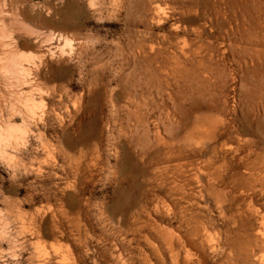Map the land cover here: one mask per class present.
Returning <instances> with one entry per match:
<instances>
[{"label": "rangeland", "instance_id": "374dc122", "mask_svg": "<svg viewBox=\"0 0 264 264\" xmlns=\"http://www.w3.org/2000/svg\"><path fill=\"white\" fill-rule=\"evenodd\" d=\"M3 1L7 10L37 13L38 22L31 20L30 26L55 38L62 34L67 42L52 41L64 51L65 80L39 87L43 100L24 139L12 141L0 156V264H264V114L255 111V104L264 109V0H226L227 13L237 16L231 26L239 25L234 38L239 42L244 34L241 47L247 46L249 33L257 42L254 68L248 71L237 64L236 53L225 50L228 24L221 21L219 28L206 22L204 11L212 0H199L182 12L173 10L178 5L172 0ZM156 7L165 15L162 22L138 26ZM144 30L150 37L139 53L136 35ZM207 39L212 61L204 58L198 64L203 53L192 62L177 53V69L173 62L167 67L149 62L158 48L169 56V46L188 48L190 42ZM0 88L6 113V83L0 81ZM212 96L226 101V127L234 131L226 150L218 148L214 158L204 156L208 139L193 138L177 172L141 155L145 126L147 138L153 139L161 116L157 110L148 114L144 102L166 99L168 110L173 109L170 97L183 102V114L177 116L184 122L183 135L193 124L220 118L198 108ZM136 120L143 121V129ZM238 126L247 129L242 140L249 136L244 140L250 143L251 133L261 130L252 147L256 156L246 155L250 143L241 144ZM250 163L257 168L244 169Z\"/></svg>", "mask_w": 264, "mask_h": 264}, {"label": "bare ground", "instance_id": "6f19581e", "mask_svg": "<svg viewBox=\"0 0 264 264\" xmlns=\"http://www.w3.org/2000/svg\"><path fill=\"white\" fill-rule=\"evenodd\" d=\"M3 1V0H2ZM7 1V0H6ZM6 1H3V3ZM166 2V0H164ZM175 1H177V5L178 7H175L173 10L177 11H185L187 8H191V6L193 5H197L199 0H194L195 2H191L188 4H184V1L182 0L180 2V0H172V3H175ZM191 1V0H190ZM207 1V0H206ZM230 1V0H229ZM240 1V0H239ZM250 1V0H249ZM248 1V2H249ZM258 1V0H257ZM203 2V1H202ZM209 2V1H208ZM226 0H212V2H210L209 4V8L208 11H204L205 12V16H206V22L212 26H221V21L226 22L229 26V30L231 33L226 34V40H227V45L226 49L227 51H230V53H236V58H237V64L242 65L241 67L244 66V68L248 71L254 68V62H255V56L257 54L256 51V44H255V40H253V37H251L250 33L248 35V37L245 35V42L246 45L245 47H241V43L243 44L244 40L242 38V36L238 37V41L237 39H235V35L237 36L240 32L239 30V25L237 24V26L233 27L230 24V19H235L237 20V16L234 15V12L230 14H228L225 10V6L226 4ZM254 2V1H253ZM260 2V1H259ZM200 3V2H199ZM205 3V2H204ZM246 4V2H245ZM244 4V5H245ZM252 4V3H250ZM256 4V3H255ZM254 4V5H255ZM7 5V3H6ZM207 5V4H206ZM240 5V4H239ZM243 5V4H242ZM240 5V6H242ZM171 6V5H170ZM202 6V5H201ZM208 6V5H207ZM232 6V5H231ZM173 7V5H172ZM243 7V6H242ZM246 7V5H245ZM260 7V6H259ZM8 8V6H7ZM7 8H5L4 4H0V81L5 82L6 83V95L9 97V100L7 105H6V113H2V109L5 108V106L0 105V156L3 157L4 156V151L3 149L6 148L7 146L10 145V143L13 142H19L20 140L24 139L25 134L28 131V123L30 122L31 119H33V111L35 109L38 108V106L41 105L42 102V92L40 90V86L45 84V83H49L52 81L55 82H63V80H65V69H63V67H65V65H62V59L64 56V51L62 50V48L58 49L57 47H53L52 46V41H56V42H60L62 41L63 43L67 42V39L65 36H63L62 34H57V37H53V35L48 32L46 34L40 32L39 30L33 28L32 26H30V21L31 20H35L36 18H38V14L35 13L33 11H29V15H25L23 13L17 12L14 9H10L7 10ZM13 8V7H11ZM202 8V7H201ZM207 8V7H206ZM240 8V7H239ZM252 8V7H250ZM254 8V7H253ZM257 9V6L255 7ZM32 9V8H31ZM145 10V8H143ZM143 9H140L143 11ZM149 9V8H148ZM205 9V8H204ZM203 9V10H204ZM232 9V7H231ZM238 9V8H237ZM242 9V8H241ZM255 9V10H256ZM18 10V9H17ZM172 10V9H171ZM170 10V11H171ZM202 10V11H203ZM243 10V9H242ZM253 10V9H252ZM141 11V12H142ZM146 11V10H145ZM187 11V10H186ZM241 11V10H240ZM250 11V10H249ZM148 12V11H147ZM146 12V13H147ZM196 12V11H195ZM248 12V11H247ZM253 12V11H252ZM264 12V11H263ZM140 13V12H139ZM145 13V14H146ZM240 13V12H239ZM242 13V11H241ZM193 14V13H192ZM200 14V13H199ZM203 14V13H202ZM252 14V13H251ZM250 14V16H251ZM260 14V13H259ZM49 15V14H48ZM140 15V14H139ZM171 15V12H170ZM197 15V13H196ZM264 15V14H263ZM45 16H47V14H45ZM67 16V15H66ZM164 13L156 8H152L149 10L147 17H141L138 21H137V25H146L147 22H159L163 19L164 17ZM168 16V15H167ZM178 16V15H177ZM186 16V15H184ZM194 16V14H193ZM239 16V15H238ZM242 16V15H241ZM253 16V15H252ZM258 16V15H257ZM260 16V15H259ZM69 17V16H68ZM71 17V16H70ZM72 18V17H71ZM74 18V17H73ZM204 18V16H203ZM242 18V17H241ZM244 18V17H243ZM247 18V17H246ZM245 18V19H246ZM43 19V17H42ZM63 19V18H62ZM137 19V18H136ZM166 19V18H165ZM259 19V18H257ZM37 20V19H36ZM51 20V19H50ZM190 20V19H189ZM244 20V19H243ZM40 21V20H39ZM49 21V20H48ZM70 23V20H67ZM66 21V22H67ZM135 21V20H134ZM133 21V22H134ZM248 21V20H247ZM255 21V20H254ZM33 22V21H32ZM38 22V20L36 21ZM47 22V21H45ZM61 21H59L58 23H60ZM64 22V23H66ZM162 22V21H161ZM164 22V21H163ZM222 22V23H223ZM242 22V21H241ZM244 22V21H243ZM242 22V23H243ZM246 22V21H245ZM250 22V21H249ZM252 22V21H251ZM257 22V21H255ZM254 22V23H255ZM48 23V22H47ZM53 23V22H51ZM49 22V24H51ZM76 23V22H75ZM130 23V22H129ZM235 23V22H234ZM248 23V22H247ZM73 24V23H71ZM133 24V23H132ZM156 24V23H155ZM240 24V23H239ZM244 24V23H243ZM257 24V23H256ZM32 25V24H31ZM74 25V24H73ZM173 25V24H171ZM177 24L171 26L172 30L174 32H178L179 31V27L176 26ZM248 25V24H247ZM128 26V25H127ZM246 26V25H245ZM67 27V26H66ZM137 27V26H136ZM135 27V29H136ZM209 27V26H208ZM71 28V27H70ZM75 28V27H74ZM220 28V27H219ZM218 28V29H219ZM222 28V27H221ZM235 28V29H234ZM243 28V27H242ZM248 28V27H247ZM252 28V27H250ZM145 29V28H144ZM215 29V28H214ZM255 29V28H254ZM253 29V30H254ZM141 30V29H140ZM139 30V31H140ZM182 30V29H181ZM185 30V28H184ZM245 30V29H244ZM249 30V29H248ZM256 30V29H255ZM147 31V30H146ZM145 30L142 32H138L139 35H136L137 38L135 40V50H137L139 53H144V46H145V42H147V40H149V34L150 32H146ZM171 31V30H170ZM186 31V30H185ZM192 31V30H191ZM195 31V30H194ZM193 31V32H194ZM201 31V30H200ZM219 31V30H217ZM133 32V31H132ZM197 32V31H195ZM222 32V31H220ZM219 32V33H220ZM255 32V31H254ZM263 32V31H262ZM130 33V32H129ZM134 33V32H133ZM218 33V34H219ZM252 33V32H251ZM136 34V33H135ZM256 34V33H255ZM260 34V33H259ZM131 35V34H130ZM171 35V34H170ZM177 35V34H176ZM128 36V34H127ZM186 36V35H185ZM198 36V34H197ZM200 36V35H199ZM233 36V39L231 38ZM133 37V36H132ZM162 37V36H161ZM165 37V36H164ZM168 37V36H167ZM179 39V35L177 36ZM182 37V36H181ZM221 37V36H220ZM229 37V38H228ZM128 38V37H127ZM176 38V37H175ZM196 38V37H195ZM256 38V37H255ZM204 39V38H203ZM242 39V40H241ZM257 39V38H256ZM131 40V39H130ZM151 40V39H150ZM166 40V39H165ZM180 40H182V38H180ZM187 40V39H186ZM194 40V39H193ZM199 40V38H198ZM201 40V39H200ZM206 40V39H205ZM210 40V39H209ZM221 40V39H220ZM241 40V41H240ZM171 40H169L170 42ZM196 41V40H195ZM224 41V40H223ZM151 42V41H150ZM166 42V41H165ZM210 41L204 42V41H199V42H190V44H188V48L183 47H174L173 46H169L170 49H172L171 51V55L169 54V56L164 55V53L161 51V48H158L157 53L155 56H153L152 58H150L149 62H154V63H158L161 65H165V64H170V62H173L172 64L174 65V68H178L179 67V57L185 58L187 59V61H191L194 60L193 57L195 58V56H200V53H203L202 56H200V60L198 61V64H204V60L207 61H212L211 58L212 56V52L213 50L210 47L209 44ZM132 43V40H131ZM176 43V42H175ZM257 43V42H256ZM177 44V43H176ZM174 45V44H173ZM186 45V44H185ZM132 46V45H131ZM162 46V45H161ZM178 46V45H177ZM221 46V45H220ZM134 47V45H133ZM160 47V46H159ZM214 48V47H213ZM239 48V51L236 50ZM177 49V50H176ZM224 49V48H223ZM163 50H164V46H163ZM236 50V51H234ZM134 51V50H133ZM167 51V50H166ZM169 51V49H168ZM170 52V51H169ZM217 52V51H216ZM179 53V57L178 54ZM215 53V52H214ZM146 54V53H145ZM224 54V53H223ZM227 54V53H226ZM142 55V54H141ZM148 55V54H147ZM168 55V52H167ZM215 55V54H214ZM233 55V54H232ZM234 56V57H235ZM141 58V57H138ZM143 58V57H142ZM202 58V59H201ZM205 58V59H204ZM198 59V58H197ZM204 59V60H203ZM222 60V59H221ZM138 61V60H137ZM139 60V64H140ZM145 61V60H144ZM143 62V61H142ZM235 62V61H234ZM64 63V62H63ZM184 64V63H182ZM211 64V63H210ZM53 65H55L56 67H54ZM147 65V64H146ZM156 65V64H155ZM63 66V67H62ZM151 66V65H150ZM157 66V65H156ZM160 66V65H159ZM166 66V65H165ZM169 66V65H168ZM171 66V64H170ZM201 66V65H200ZM203 66V65H202ZM257 66V65H256ZM147 67V66H146ZM167 67V66H166ZM185 67V66H184ZM158 68V67H157ZM162 68V67H161ZM180 68V67H179ZM211 68V67H210ZM214 67H212L213 69ZM163 69V68H162ZM185 69V68H184ZM209 69V66H208ZM211 69V70H212ZM157 70V69H156ZM166 70V69H163ZM255 70V69H254ZM253 70V71H254ZM170 71V70H169ZM168 71V72H169ZM172 72V71H171ZM175 72V70H174ZM173 72V73H174ZM180 72V71H179ZM155 73V72H154ZM178 73V72H177ZM251 73V72H250ZM249 73V74H250ZM255 73V72H254ZM169 74V73H167ZM172 74V73H171ZM180 74V73H178ZM173 75V74H172ZM260 75V74H259ZM157 76V74H156ZM167 76V75H166ZM169 76H171L169 74ZM168 77V76H167ZM166 77V78H167ZM178 77V76H176ZM175 77V78H176ZM261 77V76H260ZM162 78V77H161ZM260 79V78H259ZM160 80V77H159ZM165 80V79H164ZM173 80V79H172ZM261 80V79H260ZM264 80V79H263ZM162 81V80H160ZM168 81H166L167 83ZM172 82V81H169ZM177 82V81H176ZM259 82V80H258ZM173 83V82H172ZM175 83V82H174ZM262 83V82H261ZM158 84V83H157ZM160 84V83H159ZM168 84V83H167ZM176 86V84H174ZM60 86V85H59ZM58 88L60 90H62L63 87V83H62V87L60 86ZM154 86V85H153ZM260 86V85H259ZM263 86V85H262ZM156 94L157 96L162 94V89H160V85L158 88V86H156ZM64 88V87H63ZM4 89V88H3ZM171 89V88H170ZM57 91V90H56ZM166 91V90H165ZM164 91V92H165ZM263 92V91H262ZM58 93V92H57ZM150 93V92H149ZM60 94V93H59ZM62 94V93H61ZM64 94V93H63ZM152 94V93H150ZM149 94V95H150ZM166 94V92H165ZM264 95V94H263ZM152 96V95H151ZM155 96V95H154ZM159 96V98H160ZM168 96H171L168 95ZM185 97V96H184ZM183 97V98H184ZM261 97V96H260ZM156 98V97H155ZM167 98V96H166ZM179 98V97H178ZM215 97L212 96V98H210V100L208 102L205 103L204 107H198L200 111L206 113V112H216L218 113L219 117L216 118H210L209 120H207L206 124L201 125V126H192L191 129L187 130V132L183 135H181L180 133V126L181 124H183L184 122H181L182 119H179L180 114L182 112V108L180 105H182V103L179 102V99H173L170 97V101L172 102V110H168L167 106L164 104L165 100L161 99V104H158L157 101L155 99H150L149 97V101L144 102V107L146 109V112L148 114H151L152 112H154V110H157L161 113V116H159V119H157V126L155 128L154 131V138L153 139H149L147 138V127L143 124V121H138L136 120L139 125L141 126V128L143 129V126H145L146 130H144V134L142 135L146 141L145 144L142 146L141 150L142 152V156L143 157H148L149 160H152L153 157L156 158V160L159 162V165H167L164 168H162L163 170H166L167 168L171 167L172 171H176L177 168L181 165V162L184 161L185 159V148L186 146L191 142V140H194L193 138H198L202 139V138H207L208 142H206L207 144L204 143V145H208L207 147V151H204V156H210L211 158H214L217 153L218 148L219 149H224L226 150V147L228 145V140L232 137L234 131L231 132L230 129H228V127H226V117L223 113L225 112V104L226 101L223 100L222 102H219L217 99H215ZM252 98V97H251ZM254 99V98H253ZM5 101L4 99V95H3V90L0 88V101ZM258 100V99H257ZM256 100V101H257ZM190 101V100H189ZM246 102V101H245ZM261 102V101H260ZM264 102V100H263ZM185 103V102H184ZM192 104V102H190ZM238 103V101H237ZM253 103V102H252ZM254 103H256L254 101ZM259 103V102H258ZM171 104V103H170ZM219 104L221 105V108L219 107ZM261 104V103H259ZM189 105V104H188ZM240 105V102H239ZM247 105V104H246ZM250 105H252L250 103ZM256 105V110L255 111H259L260 109H262L264 114V109L262 108V106L260 105ZM254 105V106H255ZM191 106V105H190ZM219 108H218V107ZM227 106V105H226ZM237 106V105H236ZM253 106V108H254ZM171 109V107H170ZM235 109V108H234ZM248 109V108H247ZM137 110V109H136ZM143 110V109H142ZM187 110V109H186ZM139 111V110H138ZM144 111V110H143ZM248 111V110H247ZM228 112V111H227ZM251 112V111H250ZM248 112V113H250ZM254 112V111H253ZM187 113V111H186ZM232 113V111H231ZM235 113V112H234ZM247 113V112H246ZM3 114V115H2ZM136 114V113H135ZM138 114V113H137ZM136 114V115H137ZM141 114V113H140ZM139 114V115H140ZM143 114V113H142ZM141 114V116H142ZM185 114V112H184ZM245 114V113H244ZM135 115V116H136ZM163 115V116H162ZM186 115V114H185ZM211 115V114H210ZM250 115V114H249ZM252 115V114H251ZM261 115V114H260ZM144 116V115H143ZM212 116V115H211ZM229 116V115H228ZM254 116V115H252ZM257 116V115H256ZM264 116V115H263ZM138 117V116H137ZM152 117V116H151ZM181 117V116H180ZM215 117V116H214ZM235 117V116H234ZM247 117V115H246ZM251 117V116H250ZM229 118V117H228ZM249 118V117H248ZM247 118V120H249ZM259 118V117H258ZM163 119H165V121L167 122L168 125H166L163 122ZM184 119V118H183ZM242 118H240L241 120ZM260 119V118H259ZM264 119V118H263ZM262 119V120H263ZM16 120L19 121V123L16 122ZM143 120V119H142ZM235 120V119H234ZM244 120V118H243ZM256 120V119H255ZM261 120V121H262ZM185 121V120H183ZM230 121V120H229ZM251 121V120H250ZM249 121V122H250ZM186 122V121H185ZM240 122V121H239ZM238 124H241L239 123ZM248 122V123H249ZM256 121H254L255 123ZM252 123V122H251ZM250 123V124H251ZM202 124V123H201ZM250 124L248 125V127L250 126ZM200 125V124H199ZM237 125V124H236ZM259 125V124H258ZM258 125H255L256 127ZM139 126V127H140ZM185 126V124H184ZM253 126V125H252ZM138 127V128H139ZM169 127V128H168ZM231 127V126H230ZM263 128V126H261ZM135 128V126H134ZM247 128V126H246ZM258 128V127H257ZM256 128V129H257ZM260 128V127H259ZM154 129V128H153ZM254 129V128H253ZM137 130V129H136ZM170 130V131H169ZM254 131H259V130H254ZM261 131V130H260ZM259 131V132H260ZM263 131V129H262ZM137 132V131H136ZM142 132V130H141ZM248 133L247 129H245V127L243 128L242 126H238L236 127V131L235 134L237 136V138L239 139V141H242L241 144L243 143V145L249 144L250 142L247 140H244L245 138H243L242 140V136L245 133ZM258 132V133H259ZM258 133L254 132L251 133V135L254 137V140H252V143H250L247 148H246V155H251L254 154V156H256V154L258 152L254 151L252 149V147H257V142H258ZM234 134V135H235ZM258 134V135H256ZM249 135V134H248ZM260 135H262L260 133ZM249 137V136H248ZM247 137V138H248ZM252 137V138H253ZM263 136H261L262 138ZM236 138V139H237ZM250 138V137H249ZM248 138V140H249ZM204 140V139H203ZM202 140V142H203ZM232 140V139H231ZM263 140V139H261ZM193 142V141H192ZM213 142L212 145H209V143L211 144ZM230 142V141H229ZM260 142V141H259ZM236 143V142H235ZM16 144V143H15ZM264 144V143H263ZM230 145V144H229ZM236 145V144H235ZM251 145V146H250ZM262 147V146H261ZM140 148V147H139ZM235 148V147H234ZM245 148V147H244ZM243 148V149H244ZM137 149V148H136ZM233 149V148H232ZM242 149V148H241ZM261 149V148H260ZM263 149V148H262ZM234 150V149H233ZM257 150V149H256ZM232 151V150H231ZM259 151V150H258ZM138 152V151H137ZM227 152V151H226ZM152 153V155L150 154ZM264 153V152H263ZM138 154V153H137ZM151 156H150V155ZM243 154V153H242ZM141 156V157H142ZM236 156V155H235ZM152 157V158H151ZM244 157V156H243ZM246 158V157H244ZM251 158V157H250ZM257 158V157H256ZM238 159V158H237ZM262 159L264 160V156H262ZM154 160V159H153ZM242 160V159H240ZM146 161V160H145ZM148 161V160H147ZM146 161V162H147ZM250 161V160H249ZM248 161V162H249ZM242 162V161H241ZM247 162V159H246ZM252 162V161H251ZM262 162V161H261ZM227 163V162H224ZM223 163V164H224ZM244 164V163H243ZM161 166V167H162ZM259 166V163H258ZM263 166V164H262ZM255 168H257V166H254V163H250L246 165V168L244 169H248V170H254ZM164 172V171H163ZM177 172V171H176ZM251 172V171H250ZM261 172V171H260ZM171 173V172H170ZM169 173V174H170ZM253 173V172H252ZM249 174V172H248ZM256 174V173H255ZM164 175V174H163ZM171 175H177V174H171ZM252 175V174H250ZM258 175V174H257ZM166 176V174H165ZM164 176V177H165ZM252 177V176H251ZM174 178V177H173ZM251 179V178H250ZM172 189L176 191L179 190V185L176 182H172Z\"/></svg>", "mask_w": 264, "mask_h": 264}, {"label": "crops", "instance_id": "0c3cea01", "mask_svg": "<svg viewBox=\"0 0 264 264\" xmlns=\"http://www.w3.org/2000/svg\"><path fill=\"white\" fill-rule=\"evenodd\" d=\"M31 1L39 3V2H45V1H48V0H31Z\"/></svg>", "mask_w": 264, "mask_h": 264}]
</instances>
